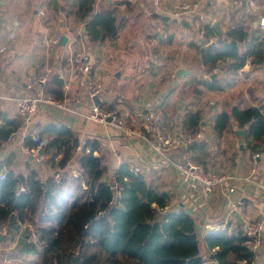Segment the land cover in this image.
<instances>
[{
  "label": "crops",
  "instance_id": "obj_1",
  "mask_svg": "<svg viewBox=\"0 0 264 264\" xmlns=\"http://www.w3.org/2000/svg\"><path fill=\"white\" fill-rule=\"evenodd\" d=\"M40 1L46 11L54 13L51 22L48 19L50 16L42 20L40 15L44 14V9L39 11V16L33 15L27 21L20 11H12V0H0V46L9 41L11 33L16 34L11 41L13 46L6 53L0 54V93L7 98L1 103L0 112H5L10 118H19L13 117L15 103L11 98L40 92L41 86L39 89L27 88L35 72H47L50 75L58 71L64 80L65 98L62 101L65 108L42 104L33 118L35 132H38L40 125L62 122L77 133L82 143L87 138L96 139L100 149L95 154L103 153L106 156L108 175H112L124 162L132 166L134 159L142 155V171L161 169L169 190L175 196L172 208L183 207L191 212L199 227H203L206 221H228L226 229L229 230L244 231L246 224L253 222L264 227V192L253 182L264 181V151L256 159L254 154L251 157L245 148L243 128L234 127L221 138L214 135L208 124L214 116L206 103L209 99L224 96L231 101L236 100V103L241 101L244 107L262 106L264 110L262 63L257 64V58L251 53L233 84L225 91L203 89L199 92V80L208 78L199 74L200 67L194 61L199 59V55L190 45L194 42L201 46L203 39L212 38L204 36L200 30L201 25L210 23L213 26L219 22L224 32L231 23L229 15L218 14L213 4L221 10H228L225 12L228 14L236 8L248 9L256 14L255 21L258 22L260 16L264 15V0H256L261 4V9H256L247 0H164L160 5L155 4L154 0H96L95 10L89 19L102 8H113L124 22L115 40L101 44L88 41L85 23L73 15L65 14L63 0H58V10L52 8L53 0ZM182 2L198 6L192 7L191 12L175 17L173 9ZM22 3L26 4L27 0H22ZM226 3L227 8L224 6ZM254 22V31L258 29L262 36ZM56 34L63 36L58 44L51 40ZM81 45L90 54L91 71L76 79L72 75L70 58L72 52L80 49ZM244 47L250 48L251 52L254 50L249 40L245 41ZM91 82L102 84L98 105L103 110L117 111L126 117L136 130L135 133L125 135L108 124L87 118L95 104L90 93ZM151 106L163 107L168 116L184 115L188 108L193 112L201 110L204 120L198 132L202 134L201 140L209 143L208 150L211 151L210 157L206 159L208 165L203 164L208 170L219 169L228 173L233 181L209 193L177 189L178 174L174 167H165L164 161L152 153L139 134L144 130L139 111ZM21 120L22 126L13 131L15 135L11 141L7 138L6 145L0 151V159L5 160V164L10 158L14 159L16 170L24 175L29 173L28 160L32 161V165L44 172L46 178L50 171L44 165V159L41 164L34 162L33 148L25 144L29 136L24 130L26 124ZM170 157L177 160L178 153L174 152ZM69 173L76 176L79 173L77 165L72 163ZM232 183L236 191L225 198L227 186ZM75 190L76 187L71 189V195L75 194ZM22 224L19 219L12 226L9 221L0 223V231L3 228L5 230L4 234H0L1 249L16 246L19 238L12 245L3 243L8 239L6 235L11 233L10 228L25 229L26 224ZM201 245L204 251L205 241ZM255 251L258 257L253 264H263L264 236L262 245ZM211 254H215L214 249L207 250L205 259Z\"/></svg>",
  "mask_w": 264,
  "mask_h": 264
},
{
  "label": "trees",
  "instance_id": "obj_2",
  "mask_svg": "<svg viewBox=\"0 0 264 264\" xmlns=\"http://www.w3.org/2000/svg\"><path fill=\"white\" fill-rule=\"evenodd\" d=\"M63 2L66 15L85 23V34L91 43L115 40L124 26L113 8H102L89 19L96 0ZM51 5L59 9L58 0ZM229 19L231 23L221 34L210 23L200 27L204 36H217L218 45L190 43L199 55L197 63L203 74L217 69L208 80H199V92L225 91L251 53L257 64L262 63L264 72V37L253 28L256 14L236 8ZM248 40L253 43L252 52L244 47ZM42 89L58 100L65 98L64 80L58 71L49 75ZM211 111L214 119L208 124L214 135L221 138L234 127L243 128L245 148L251 157L264 151L262 106L244 107L239 101L222 110L212 106ZM180 117L182 125L193 132L200 130L204 120L201 110L193 112L189 108ZM22 123L0 112V151ZM38 133L46 141L43 156L49 176L45 178L32 161L28 160L29 173L24 175L16 170L14 159L6 164L0 159V173L4 168L7 171L6 177L0 179V223L9 221L12 226L19 219L26 224L28 238L30 227L34 228L37 240L20 236L15 247L24 257L37 255L34 264H203L208 249L215 250L218 264L256 261L258 252L244 245L242 230H218L202 240L191 212L183 207L172 208L175 196L161 169L136 172L129 162H124L108 175L106 156L95 154L100 149L96 139L87 138L82 143L77 133L62 122L40 125ZM25 144L31 148L37 145L31 136L26 137ZM208 144L199 140L191 145L195 159L206 166L211 153ZM72 163L78 167L76 176L69 173ZM21 184L27 192L17 193ZM115 184L120 187L119 195L113 188ZM75 187L77 191L71 195ZM64 242H73V248L63 249Z\"/></svg>",
  "mask_w": 264,
  "mask_h": 264
},
{
  "label": "built area",
  "instance_id": "obj_3",
  "mask_svg": "<svg viewBox=\"0 0 264 264\" xmlns=\"http://www.w3.org/2000/svg\"><path fill=\"white\" fill-rule=\"evenodd\" d=\"M155 4H161L164 0H154ZM251 5L256 9H261L262 6L256 0L251 2ZM197 4L191 5L188 2L180 3L173 9V15L175 17L181 16L182 13L193 8H197ZM258 27L261 30L262 37H264V15H261L258 21ZM16 37L13 32L9 35V41H5L0 46V54L6 53L13 45L11 41ZM61 34H56L51 40L58 44L62 40ZM207 45H218V37L207 39ZM72 75L76 79L82 78L83 75L90 73V54L86 47L81 45V48L73 51L70 58ZM47 72H35L27 83L28 89H39L40 84H44L48 80ZM42 87V86H41ZM91 96L99 95L102 91V84L99 82L90 83ZM39 93L24 94L11 98L15 103V110L13 117H19L25 122L24 130L33 138V141L37 144L32 149L34 156V162L41 164L43 162V155L40 150L46 146V141L39 135L38 132L33 130L32 122L33 118L38 112L42 104H47L53 107L65 108L64 101L54 98L52 95L45 94L43 89H39ZM7 99L2 93H0V105ZM139 117L141 119V125L143 131L139 134L143 138L145 144L149 147L154 155L164 161V166L170 168L171 166L177 172L178 183L177 189L187 191H197L199 193H209L218 187H226L227 182H232L233 178L228 173L220 171L219 169L208 170L206 166L197 161L191 150V145L198 142L202 138L200 132H193L188 127L182 125L181 117L179 114L168 116L163 107L151 106L144 109H140ZM87 118L100 124H108L114 130L121 132L125 135H130L136 132L131 127L126 117L113 110H103L98 104H94L87 114ZM15 132H12L8 141L14 137ZM174 152L178 153V159L174 160L170 157ZM259 154H254V158ZM132 168L136 172L143 170V156L139 155L134 159ZM6 177V170L0 173V179ZM254 184L264 192V181L254 180ZM117 190V194H120L119 185L115 184L114 187ZM225 198H229L232 193L236 191L235 185L229 184L227 186ZM27 192V188L24 184L17 187V193ZM228 221H206L203 227L198 226L196 221V227L201 234V238H206L208 234L226 229ZM244 245L256 250L263 242L264 227L262 224L255 222L246 224L244 228ZM202 238V239H203ZM205 262H214L218 264L219 261L214 257V254L208 255Z\"/></svg>",
  "mask_w": 264,
  "mask_h": 264
},
{
  "label": "rangeland",
  "instance_id": "obj_4",
  "mask_svg": "<svg viewBox=\"0 0 264 264\" xmlns=\"http://www.w3.org/2000/svg\"><path fill=\"white\" fill-rule=\"evenodd\" d=\"M217 1V0H215ZM231 1V0H229ZM250 2L254 1V0H247ZM41 1L40 0H36V2H32L31 0H27V3L26 4H23L22 3V0H12V4H11V8H12V11L14 13L16 12H19L23 15V17H25V19L28 21L29 19H32L33 15H38L39 16V11L40 10H43L44 11V14L41 13V17H42V20H44L45 18H47L48 16H50V22H51V18H52V15H54V13H50L48 11H46V8L43 6V2L40 3ZM184 3V2H182ZM227 3L224 5L226 6L227 8ZM214 8L218 9V14H227L229 15L228 13H225V12H228V10H221L220 7L217 8L215 4L212 5ZM36 8V11H34ZM231 8V7H230ZM228 7V9H230ZM189 10L185 11L184 13H182L181 15L185 14V13H188ZM191 12V11H190ZM50 26V25H49ZM38 25H36L35 28H37ZM39 30V29H38ZM213 38V37H212ZM210 39V38H208ZM202 45H205L206 46V43L208 42L207 39H203L202 40ZM196 51V50H195ZM196 54H197V51H196ZM195 61V64H197V60H194ZM197 67V66H196ZM217 71V69H214L213 71L211 72H206L205 74H203L201 72V70L199 69V74L200 75H204L205 78H208L210 77L211 73L212 72H215ZM198 72V71H197ZM212 100H214L215 102L212 103ZM208 104L209 107V110H211V107L212 106H216L217 109L219 110H222V109H227V108H230L234 103H236V100H229V99H226L224 96H221V97H218V98H212V99H209L208 102H206ZM205 103V104H206ZM226 166V165H225ZM224 166V167H225ZM210 167V166H209ZM211 168V167H210ZM225 169V168H223ZM76 191V190H75ZM25 223H23L22 225H24ZM6 229V228H5ZM8 230V229H7ZM4 228L2 230V232L0 231V234L3 233L4 234ZM10 231L11 233H8L6 235V242H4L3 244H9V245H12L14 243L15 240H17L18 238H20V236H24L25 239H28V240H35L36 239V233H35V230L34 228L30 227V234L27 233V235H29V238L25 235V231H24V228L22 229H15V228H10ZM1 245V243H0ZM74 246V243L73 242H70V243H67V242H64L62 248H69V249H72ZM1 247V246H0ZM16 247V246H15ZM0 248V264H34L35 261L37 260V255H29L28 257H24L23 256L21 257V253L18 254V249L17 248ZM202 249H203V246H202ZM205 250V249H204ZM6 259H10V261H6Z\"/></svg>",
  "mask_w": 264,
  "mask_h": 264
},
{
  "label": "water",
  "instance_id": "obj_5",
  "mask_svg": "<svg viewBox=\"0 0 264 264\" xmlns=\"http://www.w3.org/2000/svg\"><path fill=\"white\" fill-rule=\"evenodd\" d=\"M257 25H258V22L255 21V22H254V26H255V28L257 27ZM213 27H214V29L216 30V32H217L218 34H221V33H222V31H221V29H220V26H219V22H215V23L213 24ZM40 85L43 86V84H40ZM98 96H99V95L93 96V99H94V101H95V104H100V98H99ZM242 147H243V145H242ZM40 152L42 153L43 150H40ZM203 264H215V263H214V262H205V263H203Z\"/></svg>",
  "mask_w": 264,
  "mask_h": 264
}]
</instances>
